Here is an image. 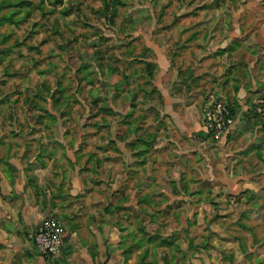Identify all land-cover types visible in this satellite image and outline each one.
<instances>
[{
  "label": "rangeland",
  "instance_id": "1",
  "mask_svg": "<svg viewBox=\"0 0 264 264\" xmlns=\"http://www.w3.org/2000/svg\"><path fill=\"white\" fill-rule=\"evenodd\" d=\"M235 16L249 35L232 42L264 50V0H0V159L20 155L29 181L40 168L59 180L76 166L91 203L99 211L114 206L126 262L264 263V188L253 193L254 205L250 194L242 205L234 196L226 212L216 211L223 204L216 200L196 201V210L166 195L128 201L123 190L122 147H140L146 99L161 100L151 87L157 67L147 40L184 47L207 32V19L221 17L223 34L235 30ZM198 42L207 51V39ZM258 92L256 100L264 85ZM246 118L243 142L264 144L263 120L255 112ZM107 176L116 182L110 201Z\"/></svg>",
  "mask_w": 264,
  "mask_h": 264
},
{
  "label": "crops",
  "instance_id": "2",
  "mask_svg": "<svg viewBox=\"0 0 264 264\" xmlns=\"http://www.w3.org/2000/svg\"><path fill=\"white\" fill-rule=\"evenodd\" d=\"M239 18H233L235 30L227 29L223 34L221 17L207 19V32L197 34L184 47H180V42L170 48L147 40L153 51L152 63L157 67L151 87L159 92L161 100L146 99L140 147L126 142L122 147L123 190L128 201H137L148 194L150 199L166 195L167 199L184 204L188 201V208L196 210V201L216 200L223 202L216 211L226 212L231 207L227 202L232 205L234 196L247 200L250 194L252 205L255 204L253 193L258 194L264 188V155L260 156L264 144L243 142L249 133L243 125L247 115L255 112V96L264 85V50L259 47L257 51L255 43L246 46V42H232L240 38L246 41L249 35L240 29L244 22ZM200 39H207V51L199 42L194 43ZM244 48L249 49L250 56L243 53ZM183 62L187 66L180 69L178 64ZM211 91L224 98L235 115L232 129L218 142L203 128L202 106ZM260 136L262 132L256 131L257 141ZM33 164L37 167L38 160L33 159ZM27 167V161L20 155L16 159H0V264L136 262L130 256L126 262L123 245H119L121 237L116 229L114 206L111 210L109 206L107 211L98 210L93 204V193L86 190L89 187L76 166L69 167L70 175L59 180L43 177L45 168H40L35 181H29ZM59 167L66 168L62 163ZM163 178L170 188L161 185ZM104 180L110 201L116 182L108 176ZM120 214L128 219L132 211ZM49 216L58 221L60 231L59 250L51 258L38 253L32 238ZM259 263L264 264L260 260Z\"/></svg>",
  "mask_w": 264,
  "mask_h": 264
},
{
  "label": "built area",
  "instance_id": "3",
  "mask_svg": "<svg viewBox=\"0 0 264 264\" xmlns=\"http://www.w3.org/2000/svg\"><path fill=\"white\" fill-rule=\"evenodd\" d=\"M255 112L264 122V97L256 100ZM203 128L215 141L224 139L235 124V116L225 100L211 91L202 106ZM33 243L41 255L51 258L59 250L60 231L58 221L47 217L33 234Z\"/></svg>",
  "mask_w": 264,
  "mask_h": 264
},
{
  "label": "trees",
  "instance_id": "4",
  "mask_svg": "<svg viewBox=\"0 0 264 264\" xmlns=\"http://www.w3.org/2000/svg\"><path fill=\"white\" fill-rule=\"evenodd\" d=\"M229 105V104H228ZM230 106V105H229ZM230 110H231V113L233 114V109L231 108V106H230ZM253 110H254V108H253Z\"/></svg>",
  "mask_w": 264,
  "mask_h": 264
}]
</instances>
